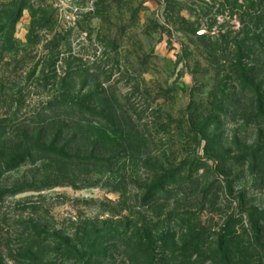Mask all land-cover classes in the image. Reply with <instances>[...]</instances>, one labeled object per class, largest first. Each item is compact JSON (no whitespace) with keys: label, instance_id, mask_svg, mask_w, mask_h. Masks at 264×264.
I'll return each mask as SVG.
<instances>
[{"label":"rangeland","instance_id":"rangeland-1","mask_svg":"<svg viewBox=\"0 0 264 264\" xmlns=\"http://www.w3.org/2000/svg\"><path fill=\"white\" fill-rule=\"evenodd\" d=\"M253 1L0 0V264H83L93 243L98 264H145L125 240L168 229L155 252L235 232L246 258L251 220L264 244Z\"/></svg>","mask_w":264,"mask_h":264},{"label":"trees","instance_id":"trees-1","mask_svg":"<svg viewBox=\"0 0 264 264\" xmlns=\"http://www.w3.org/2000/svg\"><path fill=\"white\" fill-rule=\"evenodd\" d=\"M246 4L243 5V7L245 8L244 11H242L241 17L243 16H247L249 14L250 11L253 10V8L256 5V2H254L253 0H245ZM236 6V7H234ZM241 8L242 5H238L237 0H235V4H233L232 8ZM250 16V15H248ZM33 24V25H32ZM31 24V29H30V33H32V28H34V23ZM261 224L259 222H255L254 220H251V231H252V238H250V240H246V241H240L238 242V244H241L243 247V250L245 252L244 255H246L244 258V256L239 257L238 253H237V249L235 248L236 245H234V243L236 242V239L238 237H236V233L235 232H227V233H223L221 234L220 238H218V240L216 241H212L211 243H208L207 240H205V237L203 235L205 234H201L200 230L197 231L198 233L193 234L190 237V239L188 241L186 240H182L181 242V255L179 254V252L173 250V251H164V250H159L158 253L155 252V246L158 241H161V238H165L164 236H168L169 238H171L172 243H175L174 240V231L171 230H167V232L165 234H163L162 237V231H161V238H157L156 236H143L141 238H139L138 242H134L133 240H131L130 238H128L127 240H125V244L126 246H128L129 251V255L127 256V260L132 263L137 262L141 257H143L144 259V263L145 264H172L175 261L178 260V258H182V257H189L188 259L195 258V259H200L202 257H206L205 259L208 260L209 264H254L255 260L253 259V257L250 254V251L252 252H256L257 248L259 246H262V249H264V244H262L259 241L260 238V232H259V228ZM86 244H90L89 239H87V241L85 242ZM237 244V245H238ZM208 245V247L210 246L211 249H204V247ZM95 246V247H94ZM79 250H76L75 253H77V255L80 257V259H82L83 264H98V261L96 260L97 258H94L96 255L98 256V252L97 251V246L93 243L92 245L83 246L79 247ZM99 250V249H98ZM160 253V254H159ZM158 255H163V257L161 259H159L158 261H156L157 256ZM138 257V258H137ZM260 262V261H259ZM40 264H56L55 261L46 259V260H40Z\"/></svg>","mask_w":264,"mask_h":264}]
</instances>
